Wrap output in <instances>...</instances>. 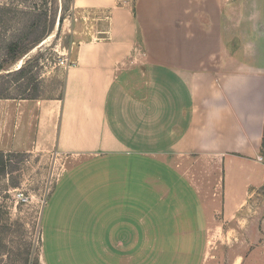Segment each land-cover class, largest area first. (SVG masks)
Here are the masks:
<instances>
[{"label": "crops", "instance_id": "0c3cea01", "mask_svg": "<svg viewBox=\"0 0 264 264\" xmlns=\"http://www.w3.org/2000/svg\"><path fill=\"white\" fill-rule=\"evenodd\" d=\"M73 4L104 12L106 37L80 44L62 96L0 98V120L8 107H20L19 114L29 108L32 137L20 143L2 125L0 151L39 146L73 160L114 156L128 161L129 179L139 183L116 187L113 201L105 193L98 206L108 216L93 222L99 229L53 219L51 230L65 240L78 234L136 244L213 241L226 225L250 236L251 209L264 187L257 160L264 143V0ZM219 234L227 238L225 230Z\"/></svg>", "mask_w": 264, "mask_h": 264}, {"label": "rangeland", "instance_id": "374dc122", "mask_svg": "<svg viewBox=\"0 0 264 264\" xmlns=\"http://www.w3.org/2000/svg\"><path fill=\"white\" fill-rule=\"evenodd\" d=\"M47 8L49 23L54 20L53 29L22 58L9 62L8 45L17 41ZM108 21L104 12L75 8L73 0H0V65H4L0 70V93H10L17 99L38 94V98L30 99L43 102L62 96L66 72L62 59H74L82 42L101 37L99 31L108 28ZM29 59V76L33 80L30 92L23 94L22 82H15L7 73L19 69L21 60L24 64ZM19 108H6L7 116L1 118L0 129L3 125L8 135L29 145V108L21 109L20 114ZM4 153L7 156L5 172L0 174V231L3 230L1 236L8 245L0 255V264H23L27 259L28 264H147L150 251L152 264H165L168 260L171 264H264V187L251 209L250 236L238 237V231L226 225L213 241L136 244L88 240L90 237L78 234L65 240L51 230L52 220L92 223L85 228L99 229L93 222L108 216L98 206L105 193L111 192L113 201L116 187L124 189L129 181L139 183L138 179H129L128 161L114 156L73 160L56 149L39 146ZM261 177L257 173V178ZM75 227L79 233L84 231L83 226ZM223 230L227 238L219 234ZM169 244L170 249L162 252Z\"/></svg>", "mask_w": 264, "mask_h": 264}, {"label": "trees", "instance_id": "16d2710c", "mask_svg": "<svg viewBox=\"0 0 264 264\" xmlns=\"http://www.w3.org/2000/svg\"><path fill=\"white\" fill-rule=\"evenodd\" d=\"M48 8L45 10L43 9L42 15H40V18L37 21H33L29 26L28 29L19 36L17 41H13L8 45L9 54L11 56V60L9 62H15L17 59L22 58L27 52H29L35 45H37L44 37L45 35L51 31L54 27V20L49 23L48 19ZM108 29V28H107ZM102 33L101 37H106V32ZM32 60L29 59L27 62H25L23 65L20 66L19 69L9 71L7 73V76H13L15 78V82H22V85L25 86V89L22 90L23 94L24 92L28 91L30 92V84H31V77L30 74V65ZM4 65H0V70H2ZM24 80V81H21ZM22 87V86H21ZM24 96V95H20ZM18 96H13L10 93H0V98H17ZM39 95H28L25 97H21L24 99H30V98H38ZM6 153L0 152V174L5 172L6 168ZM3 231V230H2ZM2 231H0V255H2L7 248V243L3 236H1ZM26 260V259H25ZM23 264H28V259L23 262Z\"/></svg>", "mask_w": 264, "mask_h": 264}, {"label": "built area", "instance_id": "2783aa9c", "mask_svg": "<svg viewBox=\"0 0 264 264\" xmlns=\"http://www.w3.org/2000/svg\"><path fill=\"white\" fill-rule=\"evenodd\" d=\"M119 1L122 4H125L129 2L130 0H119ZM61 64L67 69L71 66H74L76 64V61L74 59H71L70 57H67V58L62 59ZM257 160L264 165V143H263V147L260 153L257 156ZM20 195H21V198L24 200L23 194H20Z\"/></svg>", "mask_w": 264, "mask_h": 264}, {"label": "bare ground", "instance_id": "6f19581e", "mask_svg": "<svg viewBox=\"0 0 264 264\" xmlns=\"http://www.w3.org/2000/svg\"><path fill=\"white\" fill-rule=\"evenodd\" d=\"M51 38V37H50ZM18 65H22V60L18 63Z\"/></svg>", "mask_w": 264, "mask_h": 264}, {"label": "water", "instance_id": "95a60500", "mask_svg": "<svg viewBox=\"0 0 264 264\" xmlns=\"http://www.w3.org/2000/svg\"><path fill=\"white\" fill-rule=\"evenodd\" d=\"M22 64H23V62H22ZM21 66V65H20ZM20 66H19V68H20Z\"/></svg>", "mask_w": 264, "mask_h": 264}]
</instances>
